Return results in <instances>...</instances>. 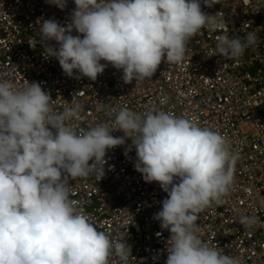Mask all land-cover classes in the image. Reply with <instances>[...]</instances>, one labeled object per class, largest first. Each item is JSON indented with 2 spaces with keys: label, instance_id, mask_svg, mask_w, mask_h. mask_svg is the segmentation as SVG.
Instances as JSON below:
<instances>
[{
  "label": "clouds",
  "instance_id": "1",
  "mask_svg": "<svg viewBox=\"0 0 264 264\" xmlns=\"http://www.w3.org/2000/svg\"><path fill=\"white\" fill-rule=\"evenodd\" d=\"M47 2L67 7V0ZM74 3L68 23L38 19L37 34L44 58H55L67 77L75 70L76 79L95 81L108 64L122 70L125 83L149 79L162 60L181 62L187 42L221 22L219 12L202 11L201 0ZM203 3L212 7L217 0ZM256 40L251 32L243 40L220 35L216 52L238 59ZM52 101L39 82L18 87L0 78V264H111L112 257L129 264L131 246L98 230L72 198L69 183L90 175L101 180L107 151L128 139L125 157L134 148L135 170L167 194L154 214L170 232L165 264H240L238 257L203 241L196 224L198 214L220 203L233 183L238 156L223 134L162 109L141 114L110 104L112 123L77 130L71 122L81 119V103L73 100L57 112ZM116 130L123 135L114 137ZM255 222L239 218L244 227Z\"/></svg>",
  "mask_w": 264,
  "mask_h": 264
},
{
  "label": "built area",
  "instance_id": "2",
  "mask_svg": "<svg viewBox=\"0 0 264 264\" xmlns=\"http://www.w3.org/2000/svg\"><path fill=\"white\" fill-rule=\"evenodd\" d=\"M74 8V0H67L64 10L47 0H0V78L18 87L39 82L57 112L79 101L81 119L71 122L77 130L112 123L114 114L108 113L127 107L141 114L162 109L219 131L238 156L234 179L220 203L198 214V235L238 257L240 264H264V0H217L212 7L201 0L202 11L212 16L219 12L221 22L205 26L191 38L181 62L162 60L151 78L131 83H125L122 70L110 64L92 81L76 79L75 70L72 78L67 77L55 58H44L38 19L55 18L65 25ZM250 32L255 33L256 43L240 58L216 52L218 36L243 40ZM47 43L58 47L55 41ZM164 98L167 102L162 104ZM111 134L123 135L119 130ZM130 144L128 139L107 151L101 180L94 175L70 180L72 198L98 230L113 241L124 238L131 246L129 264H165L170 232L160 227L154 214L167 194L159 183H146L135 170L134 148L125 157ZM241 216L256 222L244 227ZM111 264H118L116 257Z\"/></svg>",
  "mask_w": 264,
  "mask_h": 264
}]
</instances>
